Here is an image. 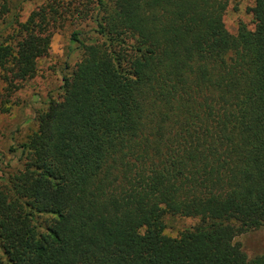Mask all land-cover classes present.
<instances>
[{"label":"trees","instance_id":"1","mask_svg":"<svg viewBox=\"0 0 264 264\" xmlns=\"http://www.w3.org/2000/svg\"><path fill=\"white\" fill-rule=\"evenodd\" d=\"M227 1L81 10L94 36L71 34L61 98L0 177V264H264L233 241L264 228V0L235 34ZM61 17L43 6L0 42V112ZM167 213L200 222L167 236Z\"/></svg>","mask_w":264,"mask_h":264},{"label":"rangeland","instance_id":"2","mask_svg":"<svg viewBox=\"0 0 264 264\" xmlns=\"http://www.w3.org/2000/svg\"><path fill=\"white\" fill-rule=\"evenodd\" d=\"M95 3L96 0H0V42L15 34L17 22H25L33 11L43 6H53L62 16L54 24L49 22V50L46 56L38 59L35 76L21 83L20 89L11 95L9 111L0 112V177L7 178L20 168V146L37 130L38 115L46 110L50 99L61 98L62 76L69 73L81 54L78 45L71 41V34L81 32L82 39L89 38L87 42H90L95 23L93 19L85 18L81 10H90L88 14L92 16L96 10ZM252 5L253 0L227 1L223 20L229 32L235 34L241 24L248 29L253 28V17L249 11ZM4 87L0 79V94ZM199 222L195 217L167 213L163 217V233L176 237ZM233 241L241 246L248 258L264 254V228L240 234Z\"/></svg>","mask_w":264,"mask_h":264}]
</instances>
